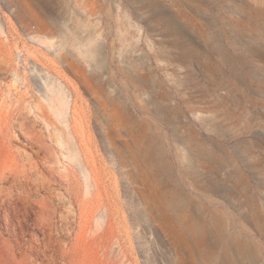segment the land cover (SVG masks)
<instances>
[{"label":"rangeland","instance_id":"obj_1","mask_svg":"<svg viewBox=\"0 0 264 264\" xmlns=\"http://www.w3.org/2000/svg\"><path fill=\"white\" fill-rule=\"evenodd\" d=\"M0 111V264H264V0H0Z\"/></svg>","mask_w":264,"mask_h":264},{"label":"bare ground","instance_id":"obj_2","mask_svg":"<svg viewBox=\"0 0 264 264\" xmlns=\"http://www.w3.org/2000/svg\"><path fill=\"white\" fill-rule=\"evenodd\" d=\"M157 13H155L153 16H152V18L154 19V20H159V21H162L163 19L161 18V17H158L157 15H156ZM165 20L170 24V25H172V26H176V19H175V17H173V16H166L165 17ZM174 34H177V35H179V36H187L188 34L183 30V29H179L178 27L177 28H175L174 29ZM225 35H230V34H236V33H224ZM7 94H10L9 93V91H8V93ZM9 96H11V94L9 95ZM13 96V95H12ZM11 96V97H12ZM11 97L9 98V99H11ZM21 97V96H20ZM3 102V101H2ZM16 102H18V101H16ZM12 103L10 102V104L9 105H11ZM62 104V103H61ZM5 104H2V106H4ZM63 105V104H62ZM2 106H1V108H2ZM20 106V105H19ZM64 106V105H63ZM62 106V107H63ZM58 107V106H57ZM57 107H56V109H57ZM65 108H66V106H64ZM9 108H10V106H9ZM15 108V107H14ZM17 108V107H16ZM65 110V109H64ZM64 113H65V111H64ZM61 114V113H60ZM20 115H21V113H20ZM19 115V118L21 117ZM22 117H24V116H22ZM18 118V120L17 121H15V125H16V128L18 129V131L20 132V134L22 135V137L26 140V141H28V142H34V143H39V142H41L42 143V138H40L39 136H38V134H36V133H40V132H34L33 131V129L31 130V128H29L28 126H31V125H28L27 126V123L24 121V119L22 120V119H19ZM24 118H26V117H24ZM13 119V116H10L9 114H7V115H5L4 116V113H3V111H0V151H1V149H3V150H5V149H7V144L8 143H10L11 142V140L9 139V138H7L6 136H5V134H4V128H7V125L8 124H10V122H11V120ZM26 121H27V119H26ZM13 124V123H12ZM14 125V124H13ZM43 137V136H42ZM41 140H40V139ZM41 143L40 144H38V146L39 145H41ZM45 144V143H44ZM43 145H41V147H42ZM41 147H40V149H41ZM18 149H21V148H19L18 147ZM21 150H23V149H21ZM20 150V151H21ZM42 150H43V148H42ZM20 151H18V152H20ZM22 153H25V152H23L22 151ZM51 153V152H50ZM29 154V153H28ZM28 157L30 158V157H32V156H30V154L28 155ZM31 160V159H30ZM55 160H57V159H55ZM32 161V160H31ZM30 162V161H29ZM20 163V162H19ZM29 164V163H28ZM34 164V163H33ZM36 165V164H35ZM35 165H34V167H35ZM36 170H37V167L35 168ZM41 175V174H40ZM39 175V176H40ZM38 176V175H37ZM37 178V177H36ZM43 178V177H42ZM35 179V178H34ZM44 179H46V178H43L42 180H40V179H36L35 180V193H37V194H39V192L46 186V182H44L45 180ZM44 180V181H43ZM48 181V180H47ZM50 182H51V180H49ZM48 183V184H50L49 186H52L51 185V183ZM16 184V183H15ZM19 184H20V181H19ZM56 185V184H55ZM2 187V186H1ZM11 188V187H10ZM19 188H21V189H24V186L23 185H19ZM34 188V187H33ZM49 188V187H48ZM56 188V187H55ZM17 190V189H16ZM44 190H46V189H44ZM53 190H54V188H53ZM18 191V190H17ZM55 191H56V193H55V195H54V197L56 198V200H58L60 203H63L65 206L62 208V209H65V212L68 214V215H72V216H74L75 214H74V207H73V205H72V203L69 201V199L67 200L66 198H65V196L60 192V190H58V189H55ZM29 192V191H28ZM45 192V191H44ZM16 193V192H15ZM10 195V194H9ZM42 195V194H41ZM40 195V196H41ZM30 196V195H29ZM44 195H42V197H43ZM51 197H49V196H47V198H44V205H45V211H47V215H46V212H45V214H41V215H38V217H40L41 216V219L38 221L39 223H38V225L40 226V223L42 224L43 222H45L46 220H47V222H49V221H51L52 219H54V216H55V214H56V211H57V209L54 207L55 205L53 204V201H52V196L53 195H50ZM46 197V196H45ZM6 198V197H5ZM35 200V199H34ZM2 202H3V200H1ZM1 202V203H2ZM21 205V204H20ZM43 209V208H42ZM62 209L60 210V211H62ZM40 211H42L41 209H40ZM40 213V212H39ZM38 213V214H39ZM65 213V214H66ZM61 215H63V212H61L60 213ZM59 214V215H60ZM67 216V215H66ZM37 217V218H38ZM60 217V216H59ZM62 218H64V217H62ZM61 218V219H62ZM65 218H67V217H65ZM72 218H74V217H72ZM38 220V219H37ZM52 222V221H51ZM51 222H49V224L51 223ZM60 222V221H59ZM65 222V221H64ZM67 222H69V221H67ZM52 224V223H51ZM51 224H50V226H51ZM70 223H68L67 225H69ZM37 225V226H38ZM38 226V227H39ZM41 228V227H40ZM71 228V227H70ZM66 230H67V228H66ZM68 231V230H67ZM69 234H71V233H69ZM85 238V237H84ZM80 239V238H79ZM88 239V238H87ZM88 243V242H87ZM66 244V243H65ZM37 245H38V247H39V243H37ZM82 245V244H81ZM33 246V245H32ZM86 246H87V244H86ZM17 247V246H16ZM51 247H52V243L51 242H48L47 243V245H46V250L48 251V250H50L51 249ZM32 248V247H31ZM37 247H34V249H36ZM40 248V247H39ZM42 251V250H41ZM42 253V252H41ZM43 253H45V252H43ZM42 253V254H43ZM78 253V252H77ZM75 254H76V252H75ZM44 255V254H43ZM47 256V255H46ZM45 256V257H46ZM47 258V257H46ZM49 259H50V257H49ZM48 258H47V260H48V262H50L51 264H56L55 263V259L54 258H51L50 260H49ZM80 260H82V259H80ZM88 261V260H87ZM86 261V262H87ZM82 262V261H81ZM81 262L78 260V259H75V261H68L67 262V264H81ZM84 263V262H83ZM91 264V263H90ZM96 264V263H95Z\"/></svg>","mask_w":264,"mask_h":264}]
</instances>
